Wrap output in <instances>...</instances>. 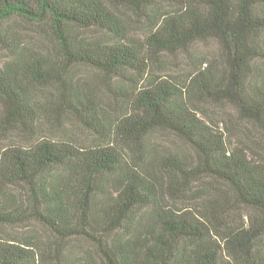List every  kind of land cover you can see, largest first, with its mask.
Segmentation results:
<instances>
[{
	"label": "trees",
	"instance_id": "16d2710c",
	"mask_svg": "<svg viewBox=\"0 0 264 264\" xmlns=\"http://www.w3.org/2000/svg\"><path fill=\"white\" fill-rule=\"evenodd\" d=\"M124 6L147 19L142 36ZM176 53L188 72H166ZM75 66L115 81L107 97L74 83ZM207 104L227 109L222 128ZM61 111L92 140L45 132ZM159 131L198 163L155 156ZM204 176L226 188L186 204ZM28 223L52 239L2 229ZM79 239L83 253L61 245ZM0 264H264V0H0Z\"/></svg>",
	"mask_w": 264,
	"mask_h": 264
},
{
	"label": "rangeland",
	"instance_id": "374dc122",
	"mask_svg": "<svg viewBox=\"0 0 264 264\" xmlns=\"http://www.w3.org/2000/svg\"><path fill=\"white\" fill-rule=\"evenodd\" d=\"M160 1V0H158ZM125 11L123 13L124 18L126 19L129 27L132 29V32L138 35H143L144 30L146 29L147 19L144 14L140 11V9H136L134 7L124 6L122 7ZM18 31L21 33V36L32 43L40 44V41H43L44 37L38 35V33L34 32L35 28L30 24L21 22L18 25ZM197 50L199 55H206V52L212 49V45H197L194 47ZM168 58L169 63L165 66L166 72L175 73L179 71L188 72V68H190L191 61H193L187 53H176V54H165ZM187 68V70H186ZM74 83H78L82 88L94 86L95 91L98 95L105 98L108 95V91H110V85H114L115 81L110 80V85L106 83L103 74L95 69L86 67V66H75L70 71ZM58 85L56 87H52V96H57ZM48 91H41L42 98H46ZM205 108L208 110V118L214 121V124L218 125L220 128L224 126L222 119L225 116V111L216 108L211 104L205 105ZM230 112V111H228ZM234 114L233 112H230ZM59 121L56 122L55 126L44 123L43 130L45 132H51L52 136L55 138H61L63 135L72 136L74 138H80L84 141L92 140V136L79 124L78 121L67 111L60 112ZM237 116L233 115V120L235 121V126H240L241 122L237 120ZM208 120V121H209ZM8 136L5 138L9 141H18L20 138L15 132L7 133ZM154 148L153 152L155 156H164L172 153H178L183 156L191 165H196L199 161L198 156L196 155L193 148L177 137L174 134L159 131L154 133L153 135ZM211 187H224L225 184L213 180L209 176H204L202 180L197 181L192 184V186L187 187L182 190V198L186 204L188 203H198L197 199L201 198V193L206 191V188ZM236 211H239L242 215L246 214V209L243 206L236 205ZM4 230V234L6 237L10 236H19L27 239H32L38 241L42 245L43 240L52 239V236L49 232L44 230L38 224L28 223L23 226H5L2 228ZM72 243V251L73 253H83L86 249H88L89 245L82 239L73 240L70 242H63L61 245L63 249L69 244ZM55 244L57 241L55 239ZM56 248V247H55ZM67 249V248H66ZM58 251V249L56 248ZM69 250V248H68ZM53 257L56 256V253H53Z\"/></svg>",
	"mask_w": 264,
	"mask_h": 264
}]
</instances>
